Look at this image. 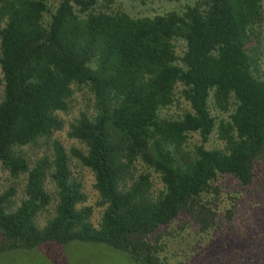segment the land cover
<instances>
[{
	"label": "trees",
	"instance_id": "trees-1",
	"mask_svg": "<svg viewBox=\"0 0 264 264\" xmlns=\"http://www.w3.org/2000/svg\"><path fill=\"white\" fill-rule=\"evenodd\" d=\"M188 1L0 0V166L24 179L0 192V254L85 241L135 264H264V0Z\"/></svg>",
	"mask_w": 264,
	"mask_h": 264
},
{
	"label": "rangeland",
	"instance_id": "rangeland-1",
	"mask_svg": "<svg viewBox=\"0 0 264 264\" xmlns=\"http://www.w3.org/2000/svg\"><path fill=\"white\" fill-rule=\"evenodd\" d=\"M193 1L188 0H146L141 2L139 0H115L112 7L124 10L132 16L154 15L163 13L169 10H183L187 5L192 4ZM262 43V68L264 69V26L261 31ZM182 44L179 43L178 50H182ZM88 94L77 95V102L74 112L69 115H63L64 128L55 133L56 138L69 149L76 146L75 140L66 136L68 123L77 115V111L85 109L89 103L87 99ZM185 105V104H184ZM183 105L173 107L170 110H164V115H178L182 112ZM198 136L191 140V144L199 142ZM208 147H221L220 141L213 134L210 142L206 144ZM41 155V152H38ZM83 187L87 195L85 204L93 207L91 216L92 222L96 225L100 219L102 207L97 206L98 193L93 187L94 178L91 172L83 170ZM10 185H15L17 188V198L22 195V188L24 179L14 180L9 173L0 166V192L6 190ZM259 205L256 210L264 216V197L259 194ZM264 228V227H263ZM0 264H135L130 260L126 254L115 250L105 244L85 242V241H71L66 244H58L53 242L40 244L29 250H13L0 254Z\"/></svg>",
	"mask_w": 264,
	"mask_h": 264
}]
</instances>
